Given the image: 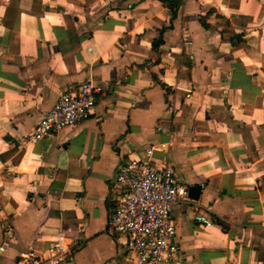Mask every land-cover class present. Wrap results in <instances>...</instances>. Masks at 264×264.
I'll use <instances>...</instances> for the list:
<instances>
[{"label": "crops", "instance_id": "obj_1", "mask_svg": "<svg viewBox=\"0 0 264 264\" xmlns=\"http://www.w3.org/2000/svg\"><path fill=\"white\" fill-rule=\"evenodd\" d=\"M177 1L0 0V264L59 234L79 241L61 264L119 256L110 179L168 138L154 164L201 185L172 208L170 264H264V0ZM84 80L102 88L90 115L21 143Z\"/></svg>", "mask_w": 264, "mask_h": 264}, {"label": "built area", "instance_id": "obj_2", "mask_svg": "<svg viewBox=\"0 0 264 264\" xmlns=\"http://www.w3.org/2000/svg\"><path fill=\"white\" fill-rule=\"evenodd\" d=\"M190 38L183 37L189 45ZM102 88L91 80L69 83L52 107L37 121L32 132L22 136L21 143H32L51 138L56 132L86 119L95 106ZM170 112H176L168 102ZM159 128V127H158ZM172 139L147 147L142 153L129 157L116 167L110 179L113 204L107 220V231L121 237V254L104 264H170L178 246L174 241L175 224L171 211L178 198L190 201L188 188L178 183L170 163L154 164L156 151H168ZM196 222L212 225L210 216L203 213L196 202L191 204ZM210 209V207H209ZM5 240L14 237L10 225L4 229ZM78 240L70 241L64 235L43 251L29 249L17 258V264H61ZM4 245L0 246V252Z\"/></svg>", "mask_w": 264, "mask_h": 264}, {"label": "trees", "instance_id": "obj_3", "mask_svg": "<svg viewBox=\"0 0 264 264\" xmlns=\"http://www.w3.org/2000/svg\"><path fill=\"white\" fill-rule=\"evenodd\" d=\"M164 5H166V6H168V7H174L177 3H178V1L177 0H160ZM204 26H206L207 24L204 22V23H202ZM184 57V59H187V61H188V67L190 66V64H191V61H190V59H189V57H187V55L185 54V53H182V55H181V59ZM217 222H219V221H217Z\"/></svg>", "mask_w": 264, "mask_h": 264}, {"label": "water", "instance_id": "obj_4", "mask_svg": "<svg viewBox=\"0 0 264 264\" xmlns=\"http://www.w3.org/2000/svg\"><path fill=\"white\" fill-rule=\"evenodd\" d=\"M200 192H201V185H190L188 187V195L191 198L197 199Z\"/></svg>", "mask_w": 264, "mask_h": 264}]
</instances>
